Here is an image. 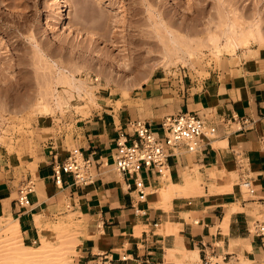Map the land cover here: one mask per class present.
Wrapping results in <instances>:
<instances>
[{"label": "crops", "instance_id": "crops-1", "mask_svg": "<svg viewBox=\"0 0 264 264\" xmlns=\"http://www.w3.org/2000/svg\"><path fill=\"white\" fill-rule=\"evenodd\" d=\"M253 48L179 98L145 85L137 95L111 98L113 104L79 118L71 141L84 157L94 156V181L76 184L64 173L63 184H57L55 164L73 148L50 141L29 164L11 163L0 172V212L18 220L27 243L40 239L35 214L44 221L71 215L81 230L74 264H260L264 237L250 228L264 220V49ZM181 111L216 124L217 135L196 152L176 149L168 157V179L143 168L146 195L140 200L134 178L116 169V142L136 137V120L162 132L163 118ZM29 179L31 205L21 206L12 194ZM171 180L180 185L168 200L162 189ZM245 181L253 193L246 194ZM185 250L194 258L184 259Z\"/></svg>", "mask_w": 264, "mask_h": 264}, {"label": "rangeland", "instance_id": "rangeland-1", "mask_svg": "<svg viewBox=\"0 0 264 264\" xmlns=\"http://www.w3.org/2000/svg\"><path fill=\"white\" fill-rule=\"evenodd\" d=\"M229 15L261 19L264 28V0H0V172L11 163L29 164L50 141L74 148L78 119L113 104L111 98L128 99L145 85L179 98L214 69H226L245 48L235 54L214 52L208 30L221 33L218 26ZM166 25L175 36L201 46L199 55L168 62L163 55L169 43ZM259 44L252 48L264 49ZM58 68L85 79L92 93L56 84ZM43 101L50 110L40 109ZM233 179L239 181L238 172ZM243 189L249 191L246 185ZM72 219L63 214L45 220L49 227L43 232L39 227L40 239L27 243L21 232L12 231V237L5 230L9 219L0 212V264H18L12 252L45 241L43 259L74 264L81 230Z\"/></svg>", "mask_w": 264, "mask_h": 264}, {"label": "built area", "instance_id": "built-area-1", "mask_svg": "<svg viewBox=\"0 0 264 264\" xmlns=\"http://www.w3.org/2000/svg\"><path fill=\"white\" fill-rule=\"evenodd\" d=\"M264 118V114H263ZM244 118L241 123L247 122ZM132 128L136 137L129 141L126 137H119L114 152V164L116 169L123 174L134 178L135 189L139 192V199L146 195L145 181L140 172L143 168L157 171L161 176L168 169V157L176 149L185 146L190 152L201 149L217 135V125L208 124L205 118L194 111H181L167 115L162 120V132L153 130L142 120L132 122ZM264 147V137L261 140ZM94 156L84 157L78 147L71 150L68 158L59 164H55V180L59 185L63 184V174L72 175L76 184L85 185L94 181ZM251 193L250 182L245 181ZM34 191V182L29 179L18 188L16 202L21 206L31 205V194ZM140 212V209H136ZM250 232L255 236L264 237V220H256ZM264 264V258L260 262Z\"/></svg>", "mask_w": 264, "mask_h": 264}, {"label": "bare ground", "instance_id": "bare-ground-1", "mask_svg": "<svg viewBox=\"0 0 264 264\" xmlns=\"http://www.w3.org/2000/svg\"><path fill=\"white\" fill-rule=\"evenodd\" d=\"M65 12H66V9H65ZM62 17H63V19H65L64 10H63ZM253 20H251V21L250 20L249 21L243 20L237 15H234V16L229 15L218 26L221 29V33H218V31L216 32L214 29L210 28L208 30V40L211 41V43L210 42L209 43L212 44L211 46L214 49V52L220 53L223 50H227V51L231 52V54H235V53H237V50L240 47H242V49L245 48V49L250 50L252 48V44H254V43H260L262 46L264 43V28L262 26L263 23L260 21L261 19H255L254 21ZM162 23H163V20H162ZM166 29L168 32V35H166V37H168V39H169V41H167V42H169V43L166 44L164 42L165 43L164 44L165 49H164L163 55H164V58L167 59V61H168V59H172L174 56H177V58H180L183 60L186 56L195 58V56L199 55L198 50L201 46L194 47L191 44H189L187 41L182 39L181 37H178L177 34L175 36V34L172 33V31H173L172 29H170V31H169L168 25H166ZM260 44H259V46H260ZM197 53H198V55H197ZM248 53L249 52H247V54ZM247 54H246V56H247ZM177 58H175V59H177ZM54 80H55L56 84H60V85L62 84L63 86L68 87V89L77 90L79 93L82 91L90 93V94L92 93V89H93V88H91L92 86L90 87L87 84V81L85 79L77 78L71 69L58 68V70L55 74ZM55 101H56L57 106L61 105L63 103V101L59 100V98H57V100H55ZM48 103L49 102H47V104H45V102L43 101V103H41L40 109L43 111L50 110L51 104L50 103L48 104ZM218 175L219 174H217L216 176H218ZM165 176H168L170 178V176L168 174V170H165ZM191 180H195V178H192ZM188 182L190 183V181H188ZM165 183H166V181H165ZM178 184L174 183L171 180L170 185L169 186L165 185L166 187L162 189L163 196L166 199L170 200L172 198V195H173V189L177 188L180 185V184L179 185ZM194 188H196V187H194ZM200 189H201V187H200ZM35 215H36L35 219L37 222L36 225H38L40 227L41 231L43 232L44 230H46V227L48 226V224H47V226H45L44 217L41 214H35ZM7 218L9 220H8V225H6V227H5L7 229H5V230H8L11 233H12V231H13V233L16 232L14 234L19 235V232H21V229H20V225H19L18 220L14 219L15 217L12 218L11 215H9ZM74 222H75V220H74ZM66 229L68 230V227ZM66 229H64V230H66ZM67 230H66V232H67ZM75 231H77V230H75ZM14 234L12 237H14ZM79 235H78V237H79ZM81 237H82V234H81ZM77 239H79V238H77ZM0 242L2 243V241H0ZM47 244L48 243L45 241V243L43 245H40L37 247H23V246L19 247L18 251L11 253V256L15 260H17L18 264H68L66 262L56 263L55 261H54V263H52V262H49V260L46 261L45 259H43V255H41V254L46 252L47 249H45V247L48 246ZM72 244L74 245L73 242H72ZM30 248H34L35 252L28 251V250H30ZM64 249H65V247H64ZM182 252H184V251H181V255L184 254V257L182 256L184 259H186L187 257H190V256H192L191 259L194 258L193 251L185 250L184 253H182ZM9 254H10V252H9ZM195 257H197V256H195ZM67 258H68V256H67ZM70 258H72V257H70ZM13 264H15V263H13Z\"/></svg>", "mask_w": 264, "mask_h": 264}]
</instances>
